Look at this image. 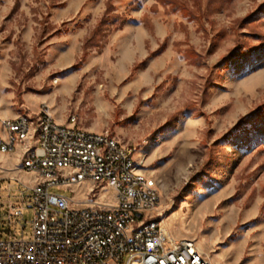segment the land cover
I'll use <instances>...</instances> for the list:
<instances>
[{"label":"rangeland","instance_id":"374dc122","mask_svg":"<svg viewBox=\"0 0 264 264\" xmlns=\"http://www.w3.org/2000/svg\"><path fill=\"white\" fill-rule=\"evenodd\" d=\"M43 106L134 146L170 241L264 264V0H0V114ZM92 188L51 192L86 203ZM18 196L0 183L3 205ZM24 215L11 231L27 238Z\"/></svg>","mask_w":264,"mask_h":264},{"label":"built area","instance_id":"2783aa9c","mask_svg":"<svg viewBox=\"0 0 264 264\" xmlns=\"http://www.w3.org/2000/svg\"><path fill=\"white\" fill-rule=\"evenodd\" d=\"M36 115L47 117L39 152L26 158L31 143L25 145L24 160L11 176L0 166V183L19 184L15 203L0 201V210H4L0 211V264H186L189 252L179 240H166L168 227L161 223V214L128 227L129 215H143L160 198L144 189L143 181L131 173L133 145L114 144V136L107 132L87 135L76 126L74 116L68 125L51 120L47 107L37 114L0 121L2 148H12L13 140L22 135L32 136L33 141ZM20 168L53 172L54 182L31 179L27 184ZM85 182L94 186L86 203L51 192L55 187L69 189ZM99 186L113 191L114 204L98 200ZM26 208L32 211L27 238L26 224H21L20 237L11 231L25 220ZM194 263L210 264L209 254L198 252Z\"/></svg>","mask_w":264,"mask_h":264},{"label":"bare ground","instance_id":"6f19581e","mask_svg":"<svg viewBox=\"0 0 264 264\" xmlns=\"http://www.w3.org/2000/svg\"><path fill=\"white\" fill-rule=\"evenodd\" d=\"M40 111H47V107L43 106ZM18 115H24V113H20ZM50 119L55 120L51 113H50ZM3 120L12 121L14 120V117H3L0 114V121ZM46 124H47L46 115H36V128H35V136L33 137V141H32V136L22 135L21 137H19V139L13 140L12 148L3 149L2 146L0 145V153L11 154L19 150L21 153V157H20V162H21V160H24V146L31 143V145H29V147L26 149V158H34L35 154H37L40 150L41 142H43L44 132L46 131ZM85 134L94 135L95 132L85 130ZM114 144H121V141H119L117 138L114 137ZM135 153H136V149L134 148L132 153H130V163H132L131 173H133L134 177H139V179L143 181L144 189L148 190L149 193H155V195H159L157 189L155 188V182L142 172L143 171L142 168H138V167H142L143 163L136 161ZM3 172L14 173V167L11 169H6L3 167ZM20 175H27L28 177H31V179L42 180V182H54V173L49 171L20 168ZM159 204H160V198L156 199V206L148 207L147 210L143 211V215H129L128 227H136V223H143V219H154V217H156L155 212ZM161 223H164L162 219H161ZM166 240L170 241L167 238V236H166ZM179 243H184V249H186L189 252V258H186V264H201V263H194V258L197 257L198 252L199 255H204L196 247V244L194 242L190 240H182ZM210 264H212V262H210Z\"/></svg>","mask_w":264,"mask_h":264},{"label":"crops","instance_id":"0c3cea01","mask_svg":"<svg viewBox=\"0 0 264 264\" xmlns=\"http://www.w3.org/2000/svg\"><path fill=\"white\" fill-rule=\"evenodd\" d=\"M20 157H21V153H20L19 150L16 151V152H14V153H11V154H2V153H0V165H1L2 167L6 168V169H11V168H13V167H15V166H17V165L19 164V162H20ZM14 159H15V161H16V164H15L13 167H11V168H7V167H5V165L2 163V161L14 160ZM135 159H136V161H139V157H136ZM142 172H143V171H142ZM6 175H7V176H11L12 173H6ZM22 177H28V176H27V175H22ZM92 186H93V185H92ZM105 188H108V187H104V189H105Z\"/></svg>","mask_w":264,"mask_h":264},{"label":"trees","instance_id":"16d2710c","mask_svg":"<svg viewBox=\"0 0 264 264\" xmlns=\"http://www.w3.org/2000/svg\"><path fill=\"white\" fill-rule=\"evenodd\" d=\"M97 33H98V31L96 30V31L94 32V34L92 35V37H91L88 41H86V47H87V45L90 44L89 42H94V40H95V36L97 35ZM260 110H261V109H260ZM262 133H264V130L260 131L259 133H256V135H260V134H262Z\"/></svg>","mask_w":264,"mask_h":264}]
</instances>
